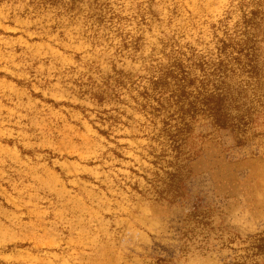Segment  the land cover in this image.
<instances>
[{
    "label": "rangeland",
    "instance_id": "374dc122",
    "mask_svg": "<svg viewBox=\"0 0 264 264\" xmlns=\"http://www.w3.org/2000/svg\"><path fill=\"white\" fill-rule=\"evenodd\" d=\"M240 1L0 0V264H264V16ZM229 37L253 69L194 67ZM173 58L244 134L190 113L175 161L149 83Z\"/></svg>",
    "mask_w": 264,
    "mask_h": 264
},
{
    "label": "trees",
    "instance_id": "16d2710c",
    "mask_svg": "<svg viewBox=\"0 0 264 264\" xmlns=\"http://www.w3.org/2000/svg\"><path fill=\"white\" fill-rule=\"evenodd\" d=\"M252 1V2H251ZM251 3H254L255 9L250 11L246 16L242 15L241 21L238 25H243L246 29H255L257 26L256 19L261 20L264 16V0H251ZM245 0H241L238 3V8L243 9ZM250 40L245 39H220L216 41V50L218 51L215 54L217 57L212 59L211 57L205 59V57L194 60V67H197L200 70L204 69V73L207 69H212V73L205 75L222 76L224 78L225 73L228 71L227 64L224 60L221 59V54L230 48H235L238 53L237 57L233 58V61L236 62V65L245 67L247 65L253 69L255 66L252 65L255 61L256 54L252 51L254 48H249ZM246 51V53H244ZM170 60V59H169ZM246 60V63L243 62ZM187 67L182 63L180 59H174L170 61L166 66H161L157 69L156 75L151 76L149 83L151 88L154 90H162L170 92L169 100L161 99L163 93L160 92V96L156 99L159 102L158 108L161 110L166 109V106L163 104L164 101H174L173 105L177 108V112L181 114V117L178 119L169 118L168 120H162L161 131L170 138L171 140V151L175 153V161L180 160V155H182L183 148L185 146V141L192 133L193 125L195 119L190 117L186 118L190 113H196L197 111L207 112L210 116V124L213 128L216 129H228L234 132L245 133V127L248 125V122L243 121V119H231L225 114L226 111V101H235L234 98L230 96L228 89L221 88L223 82H219V86L214 85L210 86V81L204 78L190 79L188 77ZM228 76V75H227ZM196 82L199 86L194 87ZM209 82V83H208ZM118 83V82H117ZM194 89V90H192ZM147 95V91L144 92ZM97 100H101V96L95 97ZM171 106V105H169ZM156 109L159 111V109ZM155 109V108H153ZM160 110V111H161ZM177 175L172 174L171 179H176Z\"/></svg>",
    "mask_w": 264,
    "mask_h": 264
}]
</instances>
